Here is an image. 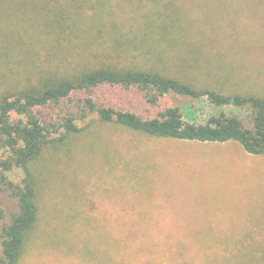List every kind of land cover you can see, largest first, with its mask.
Masks as SVG:
<instances>
[{"label":"rangeland","instance_id":"obj_1","mask_svg":"<svg viewBox=\"0 0 264 264\" xmlns=\"http://www.w3.org/2000/svg\"><path fill=\"white\" fill-rule=\"evenodd\" d=\"M3 4L12 15L21 12L15 1L0 0V10ZM50 6L68 21L78 19L73 30L80 37L50 58L44 41L33 45L41 51L33 54L37 70L40 58L61 66L67 50L83 44L84 60H115L197 89L264 99V0H53ZM96 51L110 54L95 59ZM150 97L137 87L102 85L35 110L59 128L51 136L65 133L60 124L68 116L81 129L34 165L39 218L17 264H264V154L237 141L147 135L102 121L86 102L142 118L179 107L185 120L198 123L226 114L249 128L253 109L219 106L206 96L168 93L156 103ZM7 174L21 185V169ZM13 189L0 191V233L19 211Z\"/></svg>","mask_w":264,"mask_h":264},{"label":"trees","instance_id":"obj_2","mask_svg":"<svg viewBox=\"0 0 264 264\" xmlns=\"http://www.w3.org/2000/svg\"><path fill=\"white\" fill-rule=\"evenodd\" d=\"M12 1L21 10L19 15L10 14L4 4L0 10V191L5 186L14 187L19 211L0 233V264H17L36 230L39 207L34 165L48 149L63 145L69 135L81 129L75 119L68 116L60 124L65 133L51 136L59 128L47 126L49 124L42 122L35 110L58 103L76 91L118 85L149 92L153 103L168 93H175L193 98L206 96L219 106L249 105L253 109L252 128L246 127L239 117L226 114L198 123L185 120L179 107H168L156 117L142 118L131 111L98 106L92 99L86 102L87 110L96 113L102 121L115 122L147 135L201 142L237 141L251 154H264L263 98L225 95L210 88L197 89L157 70L115 60H84L88 55L83 44L71 53L68 49L65 58L61 59V66L50 67V59L45 62L40 58L44 65L40 64L41 69L37 70L33 54L35 50L38 53L41 51L38 46L34 49L32 46L44 41L49 58L64 46L72 48L73 39L80 37L73 26L80 22L78 19L68 21L61 9L52 11L50 3L53 0ZM29 3L31 9L28 8ZM37 16L41 19L36 22ZM113 52L116 56L120 55L117 48ZM105 53L96 51L95 59L110 54ZM14 169H21L24 173L21 185L14 186L8 177L7 173ZM226 245L230 250V244L226 242Z\"/></svg>","mask_w":264,"mask_h":264}]
</instances>
